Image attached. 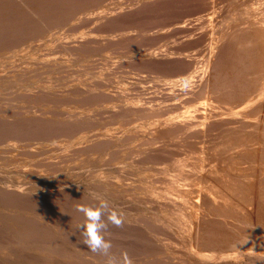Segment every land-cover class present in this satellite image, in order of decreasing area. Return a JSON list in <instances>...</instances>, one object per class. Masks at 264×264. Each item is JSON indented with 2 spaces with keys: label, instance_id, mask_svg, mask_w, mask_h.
<instances>
[{
  "label": "rangeland",
  "instance_id": "rangeland-1",
  "mask_svg": "<svg viewBox=\"0 0 264 264\" xmlns=\"http://www.w3.org/2000/svg\"><path fill=\"white\" fill-rule=\"evenodd\" d=\"M230 1H236V3ZM238 1L0 0V108L8 111L7 114L0 113V118H4V116L7 118L9 113L18 112L16 116L24 119H15L19 120L16 123L19 126L12 128L18 129L17 134L24 138L29 136L26 138L28 140L24 142H27V146L20 143L9 144L6 145L7 147L5 146L4 150H0V156L8 157V161L2 159L0 163V168H2L0 169L1 188L7 184V189H22V191H26L24 196L29 200L30 197H36L33 194L39 195L55 191L53 187L47 188L44 181L53 180L52 182L55 181V183L61 180L66 181L68 182L66 187L73 186L76 187L77 192L82 190L83 193L90 195L92 192L94 195L95 190L98 193L95 188L103 181L105 184L101 185H106V188L110 189L111 187L112 189L114 186L116 189L118 187L116 189L119 191L118 195L116 191H113L112 195L111 193L104 194L106 196L104 199L110 202L113 210L118 213L130 210L133 215L139 216L135 225L123 214L124 221H127L124 224H127V228H129L121 227L122 232L120 228L116 230V227L110 226L106 238L110 239L112 244L117 246L129 244L134 251L139 247L145 248V250L149 248L148 254H151L153 261H157L159 258L162 261L157 264L163 262L165 264L170 258L177 261L176 264H183V262L191 264V261L194 264L197 258L196 253L200 249L195 245L196 233L200 221L203 220L207 212L210 214L209 217L221 219L222 224L225 223L224 226L228 225V229L231 228V233L228 234L230 244L220 248L225 254L230 252L231 254L228 255L231 257L219 261L218 264H264V172H261L264 171V161H262L264 160V109H261L264 107V96L260 105L252 103L248 105L251 107H242L246 108L244 110L247 112L242 108H237V112H235L229 108L232 109L234 103L226 100L218 102L212 94V80H214L212 77L217 71L215 62L220 58L227 45L225 39L228 40L229 37L227 38L228 35L225 34L229 33L230 29L235 30L233 27L236 26L240 14L237 15L236 11H243L241 8L247 5L258 11L263 12L264 10V0ZM230 12H232L231 15ZM262 36H264V31ZM263 38L259 43L257 42L260 46L258 47L260 66L258 65L252 70L255 75L248 74V78H252L251 80L254 81L250 91L256 85L257 91H261L264 87ZM212 41L213 43H211ZM219 44L221 46L223 44V46L221 47ZM252 71L250 74H253ZM49 95L59 97V100L62 101L60 103L65 102L63 105L67 108L47 107L45 100L39 97L44 96L48 100L50 99L47 97ZM258 106L261 107L258 108ZM12 109L15 111L12 112ZM255 109L256 111H254ZM40 114L51 116L53 119L44 120ZM38 116L41 119H33ZM29 117L32 119H27ZM67 119H73V124L67 125L65 123ZM7 120L9 119L0 120V128L4 125L9 126L6 123ZM241 124L243 127H240ZM87 125L90 127L88 128ZM2 133H0L1 142L4 140ZM34 134L42 136L62 134V137L70 136V138L68 143L64 139L51 141L52 137H48L49 140L44 141L46 144L44 142L38 144V138L33 139L32 135ZM226 135H232L235 138L237 135L239 140L242 139L239 143L245 141L246 144L243 143L242 146L235 147V149L229 147L224 149L225 146L223 147L221 138L224 139L223 136L226 137ZM94 142H98L99 145H95ZM114 144H116V148ZM94 148L96 149L93 150ZM24 152L27 154V159L23 161L20 157L24 156ZM234 153L244 156L237 157L236 162L229 168V165L233 163L230 162V157ZM249 154H252V158L248 157ZM253 155L255 156L253 157ZM110 156L113 160L108 159ZM239 167L240 169H238ZM227 168L228 171H226ZM213 169L230 172L229 175H233L230 176L232 180L235 178L233 182H238L237 184H241V186L245 184L250 188L247 189L243 185V192L248 193L244 197L234 194L233 198H235L232 199L236 203V208H241L237 209L241 216L238 217L239 214L236 212V216L235 214L232 217L226 215L228 218L218 214L219 216L217 215L216 218L214 213L217 214V209L215 207L207 209L204 207L205 205H202L204 204L202 194L206 195L205 190L209 183L207 174ZM247 169H249V173ZM165 173L179 174L178 176L173 175L178 179L166 176ZM260 173L263 175H259ZM170 178H174L173 185L170 181L168 182ZM205 178L207 179L205 180ZM258 182H261L263 186ZM167 184L172 185L168 186L170 189L166 188ZM219 184L216 182L217 186H221ZM44 186L45 190H43ZM178 186L179 188H177ZM259 186L263 189H260ZM30 189L34 190L31 192ZM120 190L123 196H121ZM129 191H133V193ZM134 192L137 196L134 195ZM127 193L133 196L130 197ZM249 193L250 195L247 196ZM232 194L233 192L229 196L232 197ZM245 196L246 199H244ZM201 198L202 200H200ZM195 200L198 204L197 207H195L197 205ZM0 207L2 215L7 213L6 209L9 207L6 209L2 208V205ZM10 211L15 212V209L10 208ZM161 216L164 217L160 221L158 217ZM245 216L248 218H244ZM35 217L33 222L41 223L39 221L41 218ZM144 218L149 219V222ZM242 218L243 220L247 219V222H242ZM172 220L175 222H171ZM235 220L237 221L234 222ZM158 221L165 224L162 225L163 228L156 223ZM142 222H145L146 225ZM167 224H173L174 229L169 231L170 225L168 227ZM147 225H153V230L156 229L157 233L162 236L156 238L157 233L155 234L152 230V226L146 227ZM139 227H141L140 230H138ZM12 232V230L0 226V242L3 241L0 247V260L4 251L9 250L8 255L12 256L13 249L19 245L18 242L15 243L16 241L12 240ZM151 234H155V237ZM165 237H169L170 240ZM257 239L260 242L256 241ZM172 241H177V243ZM7 242L9 243L5 244ZM79 246L81 247V245ZM82 247H84L83 244ZM182 250L184 251L181 252ZM137 252L139 251L137 250ZM158 252L163 255L162 259ZM169 252H172V256ZM13 253L15 257L13 255L12 260L8 259V261L14 264H26L29 256H21V253L16 251ZM185 257L189 258L186 260ZM4 261L0 264H5Z\"/></svg>",
  "mask_w": 264,
  "mask_h": 264
},
{
  "label": "bare ground",
  "instance_id": "bare-ground-1",
  "mask_svg": "<svg viewBox=\"0 0 264 264\" xmlns=\"http://www.w3.org/2000/svg\"><path fill=\"white\" fill-rule=\"evenodd\" d=\"M202 1V0H201ZM233 1V0H232ZM238 1V0H237ZM240 1V0H239ZM238 1V2H239ZM245 1V0H244ZM26 2V1H25ZM24 2V3H25ZM50 2V1H49ZM222 2V1H221ZM228 2V1H227ZM231 2V1H230ZM242 2V1H241ZM245 2H248L245 1ZM253 2V1H252ZM209 3V2H208ZM229 3V2H228ZM231 3H236L235 2H231ZM243 3V2H242ZM159 4V3H158ZM190 4V3H189ZM247 4V3H245ZM210 5V4H209ZM222 5V4H221ZM233 5V4H232ZM232 5L231 8H232ZM187 6V5H186ZM185 6V7H186ZM238 6V5H237ZM243 6V5H242ZM241 6V7H242ZM249 6V7H248ZM172 7V6H171ZM183 7V6H182ZM226 7V6H225ZM236 7V5H235ZM199 8V7H198ZM140 9V8H139ZM187 9V8H186ZM225 9V8H224ZM236 9V8H235ZM189 10V8H188ZM192 10V9H190ZM210 10V9H209ZM227 10V9H226ZM241 10L243 11H236L237 12V15L239 14V17H238V21L236 22V26L233 27L235 30L233 29H230L229 30V33L227 32V34L225 35H228L227 38L228 40L225 39V43H227L226 47L224 48L225 50H223V53L221 51V56L218 60H216L215 64H216V72H215V76L212 77L214 78V80H212V94H214L213 96L216 98V100H218V102L220 100H225L226 101H229L231 103H234L232 104V109L231 107L230 110L231 111H236L237 108H242V107H247L248 105H251L252 103L254 104H258L260 105L261 103V100H262V97L264 96V87H262L261 91H257V89H255L257 87L254 86L253 90L250 91L253 86V80H251L250 78H248V74L251 76V75H255L254 72L252 71L256 66L259 65V49L258 47H260L258 45L259 41L261 38H263L264 36H262V33L264 31V10L263 12L260 10H255L252 6L250 5H247L246 7H242ZM216 11V10H215ZM214 11V13H215ZM231 11V9H230ZM198 12V11H197ZM224 12V11H223ZM235 12V10H234ZM232 12H230V15H231ZM133 14V13H132ZM174 14V13H172ZM190 14V13H189ZM193 14V13H192ZM207 14V13H206ZM221 14V13H220ZM228 14V13H227ZM218 15V14H217ZM220 16V15H219ZM233 16V15H232ZM126 17V16H125ZM140 18V17H139ZM190 18H191V15H190ZM230 18V17H229ZM228 18V19H229ZM120 19V18H119ZM124 19V18H123ZM129 20V19H128ZM127 20V21H128ZM215 20V19H213ZM218 20V19H216ZM126 21V20H124ZM146 21V20H145ZM189 21V20H188ZM230 21V20H229ZM235 21V20H234ZM118 22V21H117ZM192 22V21H191ZM195 22V21H194ZM240 22V24H238ZM127 23V22H126ZM159 23V22H158ZM188 23V22H187ZM227 24V23H226ZM238 24V25H237ZM192 25V24H191ZM222 25V24H221ZM109 27V26H108ZM224 27V26H223ZM107 28V27H106ZM113 29V28H112ZM193 29V28H192ZM219 30H221L219 27H218ZM190 30V29H189ZM208 30V29H207ZM183 31V30H182ZM186 31V30H185ZM206 31V29H205ZM213 31L215 32V30L213 29ZM217 32V31H216ZM234 34H233V33ZM195 33V32H194ZM223 33V32H222ZM225 33V32H224ZM232 33V34H231ZM200 34V33H199ZM202 34V33H201ZM231 34V36H230ZM193 35V34H192ZM207 35V34H206ZM212 35V34H211ZM25 36V35H24ZM165 36V35H164ZM163 36V37H164ZM216 36V35H215ZM221 36V35H220ZM213 37V36H212ZM218 37V36H217ZM223 37H224V34H223ZM203 38V37H202ZM264 39V38H263ZM221 41V39H220ZM227 41V42H226ZM249 42V43H248ZM258 42V43H257ZM213 43V41L211 42ZM221 43V42H220ZM250 43H252L251 45H249ZM195 44V43H194ZM199 44V43H198ZM215 44V43H214ZM193 45V44H192ZM220 45V44H219ZM225 45V44H224ZM249 45V46H248ZM262 45V44H261ZM221 46V45H220ZM220 46H216V47H220ZM223 46V44H222ZM221 46V47H222ZM215 47V48H216ZM189 48V47H188ZM212 48V47H211ZM213 48H214V45H213ZM209 49V48H208ZM207 49V50H208ZM217 49V48H216ZM223 49V48H222ZM180 50V49H179ZM214 50V49H213ZM212 50V51H213ZM262 50V48H261ZM211 51V50H210ZM215 51V50H214ZM86 52V51H85ZM218 52H220L218 50ZM212 55V54H211ZM217 55V54H216ZM259 55V56H258ZM185 57V56H183ZM182 57V58H183ZM214 57V56H213ZM218 57V56H216ZM258 59V60H257ZM162 60V59H161ZM158 62V61H157ZM261 62V61H260ZM189 63V62H188ZM130 64V63H129ZM137 64V63H136ZM145 64V63H144ZM175 64V63H174ZM179 64V63H177ZM214 65V64H213ZM175 66V65H174ZM260 66V65H259ZM164 67V66H163ZM181 67V66H180ZM160 69V68H158ZM157 69V70H158ZM172 69V68H171ZM183 69V68H182ZM257 69V68H256ZM165 70V69H164ZM215 70V68H214ZM213 70V71H214ZM186 71V70H185ZM253 72V74H250V72ZM171 72V71H170ZM174 72V71H173ZM212 72V71H211ZM207 73V72H206ZM210 73V72H209ZM257 73V72H256ZM212 74V73H211ZM172 75V74H171ZM249 76V77H250ZM206 77H209V76H206ZM258 77V76H257ZM210 78V77H209ZM207 80V79H206ZM210 80V79H209ZM192 83V82H191ZM209 86V85H208ZM211 86V85H210ZM261 86V85H260ZM191 87V86H190ZM202 87V86H201ZM207 88V87H206ZM250 88V89H249ZM183 89V88H182ZM208 89V88H207ZM211 89V88H209ZM249 89V91H247ZM211 90V91H212ZM142 91V90H141ZM182 91V90H181ZM202 91V89H201ZM257 91V92H256ZM208 92V91H207ZM210 92V91H209ZM142 93V92H141ZM39 94V93H38ZM184 94V93H183ZM85 95V94H84ZM187 95V94H186ZM195 95V94H194ZM189 96V95H188ZM202 96V95H201ZM48 99L44 96H40L39 98L42 99V100H45L46 102V106L47 107H59L61 109H65L67 108L65 105H63L65 102L63 103H60L62 102L61 100H59V97H56V96H53V95H49L47 96ZM186 97V96H185ZM261 97V98H260ZM85 98V97H84ZM264 98V97H263ZM260 100V102H258ZM63 101H66V100H63ZM263 101V100H262ZM4 102V101H3ZM55 102V103H54ZM58 102V103H56ZM68 102V101H67ZM204 102V101H203ZM13 104V102H11ZM67 104V103H66ZM222 104V103H221ZM56 107V108H57ZM248 107H251V106H248ZM253 107V106H252ZM256 107V106H255ZM261 107V106H260ZM258 106V108H260ZM5 108V107H4ZM58 108V109H59ZM7 109V108H6ZM9 109H11L9 107ZM243 110L246 109V108H242ZM249 109V108H247ZM252 109V108H251ZM261 109H264L261 108ZM18 110V109H17ZM21 110V109H20ZM69 110V109H68ZM242 110V111H243ZM15 111L14 109H12V112ZM62 111V110H61ZM245 111V110H244ZM243 111V112H244ZM250 111V110H248ZM256 111V109L254 110ZM260 111V110H258ZM264 111V110H263ZM247 112V111H245ZM244 112V113H245ZM0 113H8L7 110H3L2 108H0ZM18 112L16 113H9L8 114V117L5 118L6 116H4V118H0V120L2 119H9L6 121L7 124H9V126H2L0 128V133H2V139L3 142L0 141V150H4L9 144H21V145H26V143H24L25 141H27L28 139L27 136L26 138L20 136L19 134H17V131H19L18 129L16 128H12V127H16V126H19V125H16V123H18L19 120H15V119H24V118H21V117H18L16 115ZM44 113V112H43ZM234 113V112H233ZM63 114V113H62ZM61 114V115H62ZM22 115V114H21ZM43 114H40V116L42 117V119H53V117H49L48 115L47 116H42ZM64 115V114H63ZM75 115V114H74ZM243 115V114H241ZM248 115V114H247ZM250 115V114H249ZM248 115V116H249ZM263 115V114H262ZM14 116V117H12ZM40 116H38L37 118H33V119H41ZM261 116V115H260ZM195 117V116H194ZM55 118V117H54ZM80 118V117H79ZM187 118V117H186ZM250 118V117H249ZM27 119H32V118H27ZM182 119V118H181ZM189 119V118H188ZM251 119V118H250ZM255 119V118H253ZM257 119V118H256ZM264 119V118H263ZM5 121V120H4ZM196 121V120H195ZM74 120L73 119H67L65 121V123L67 125L69 124H73ZM37 123V122H36ZM83 123V122H82ZM24 124V123H23ZM88 126V125H87ZM116 126V125H115ZM37 127V126H36ZM65 127V126H63ZM77 127V126H75ZM90 126H88L89 128ZM181 127V126H180ZM240 127H243L242 124ZM239 127V128H240ZM20 128V127H19ZM28 128V127H27ZM83 128V127H82ZM81 128V129H82ZM95 128V127H94ZM99 128V127H97ZM96 128V129H97ZM233 128V127H232ZM57 129V128H56ZM66 129V128H65ZM86 129V128H85ZM84 129V130H85ZM91 129V128H90ZM243 129V128H242ZM264 129V128H263ZM23 130V129H22ZM39 130V129H38ZM83 130V129H82ZM88 130V129H87ZM21 131V130H20ZM73 131V130H72ZM76 131V130H75ZM78 131V130H77ZM235 131V130H234ZM38 132V131H37ZM84 132V131H82ZM86 132V131H85ZM200 132V131H199ZM236 132V131H235ZM25 133V132H24ZM87 133V132H86ZM63 134V133H62ZM61 134V135H62ZM125 134V133H124ZM123 134V135H124ZM232 134V133H231ZM61 135H56L54 136V134H50V135H39V134H34L32 135L33 136V139L34 138H38L37 140V143L38 144H43L42 142L44 141H48L49 138L48 137H52L50 140L51 141H58V140H61V139H64L65 141H67L69 143V137H62ZM98 135V134H97ZM234 135V133H233ZM263 135V134H262ZM101 136V135H100ZM243 136V135H242ZM252 136V135H251ZM1 137V136H0ZM59 137H62V138H59ZM96 137V136H95ZM122 137V136H121ZM29 138V136H28ZM31 138V137H30ZM98 138V137H97ZM97 138H96V141H97ZM100 138V137H99ZM218 138V137H217ZM220 138V137H219ZM224 139L221 138V141H222V144H223V147L225 146L224 149L226 148H231V149H235V147L239 148L240 146L243 145V143H245V141L243 143H239V141H241L242 139L239 140V138L237 137L236 135V138L232 135L231 136H228L226 135L223 136ZM244 138V137H243ZM250 138V137H249ZM6 139V141H5ZM79 139V138H77ZM108 139V138H107ZM121 139V138H120ZM128 139V138H127ZM31 140V139H30ZM248 140V139H247ZM252 140V139H251ZM74 141V140H73ZM36 142V141H34ZM77 142V140H76ZM121 142V141H119ZM248 142H251V141H248ZM33 143V142H31ZM30 143V144H31ZM45 143V142H44ZM72 143V142H70ZM92 143V142H91ZM96 143V144H95ZM98 142H94L95 145H99L97 144ZM46 144V143H45ZM87 144V143H86ZM123 144V143H122ZM205 144V143H204ZM246 144V143H245ZM7 145V146H6ZM12 145V146H13ZM104 145V144H103ZM116 144H114V147H115ZM146 145V144H145ZM148 145V143H147ZM218 145V144H217ZM216 145V146H217ZM6 146V147H5ZM27 146V145H26ZM40 146V145H39ZM87 146V145H86ZM113 146V145H112ZM118 146V145H117ZM30 147V146H29ZM85 147V146H84ZM98 147V146H97ZM113 147V148H114ZM120 147V146H118ZM122 147V146H121ZM120 147V148H121ZM151 147V146H150ZM222 147V146H221ZM88 148V147H87ZM116 148V147H115ZM123 148V147H122ZM96 148H94L93 150H95ZM98 149V148H97ZM126 149V148H125ZM231 149H228L231 151ZM28 150V149H26ZM32 150V149H31ZM107 150V149H106ZM109 150V149H108ZM150 150V149H149ZM223 150V148H222ZM122 151V150H121ZM127 151V150H126ZM147 152V149L145 150ZM239 151V150H238ZM245 151V150H244ZM1 152V151H0ZM23 152V151H22ZM26 152V151H25ZM24 152V156L21 155L22 157H20L23 161L25 159H27L26 155ZM120 152V151H119ZM28 153V152H27ZM32 153V152H30ZM233 153V152H232ZM231 153V154H232ZM241 153V152H240ZM33 154H35L33 152ZM95 154V153H94ZM107 154V152H106ZM106 154H105V157H106ZM242 154V153H241ZM245 154V153H244ZM248 154V152H247ZM29 155V153H28ZM32 155V154H31ZM252 154H249L248 157H251ZM13 156V155H12ZM30 156V155H29ZM97 156V155H96ZM103 156V155H102ZM153 156V155H152ZM241 156H244V155H241ZM241 156L239 155V153L237 154H233L230 158H231V161L230 162H233L231 163V165H229V168L230 166L232 167L233 164L236 162L237 160V157H240ZM255 155H253L254 157ZM11 157V156H10ZM92 157V156H91ZM118 157V156H117ZM133 157V156H132ZM196 157V156H195ZM247 157V155H246ZM247 157V159H249ZM103 158V157H102ZM151 158V157H150ZM189 158V157H188ZM228 158V159H230ZM236 158V159H235ZM2 159H5L6 161H8V157L5 155V157L3 156H0V163L2 162L1 160ZM78 159V158H77ZM109 160L113 158H111V156L108 158ZM107 159V160H108ZM195 159V158H194ZM193 159V160H194ZM218 159V158H217ZM235 159V160H234ZM246 159V160H247ZM255 159V158H254ZM251 160V159H250ZM262 160V159H261ZM14 161V160H13ZM79 161V160H78ZM96 161V160H95ZM99 161V160H98ZM103 161V160H102ZM105 161V160H104ZM190 161V160H189ZM239 161V160H238ZM264 161V160H262ZM31 162V161H30ZM74 162H76V160H74ZM101 162V160H100ZM244 162V161H243ZM14 163V162H13ZM29 163V162H28ZM90 163V162H89ZM93 163V161H92ZM107 163V162H106ZM88 164V163H87ZM86 164V165H87ZM100 164V163H99ZM117 164V163H116ZM249 164V163H247ZM246 164V165H247ZM1 165V164H0ZM14 165V164H13ZM102 165V164H101ZM100 165V166H101ZM104 165V164H103ZM238 165V163H237ZM26 166V165H25ZM99 166V167H100ZM200 166V165H199ZM212 166V165H211ZM2 167V166H1ZM9 167V166H8ZM23 167V166H22ZM38 167V166H37ZM36 167V168H37ZM83 167V165H82ZM207 167V166H206ZM20 168V167H19ZM18 168V169H19ZM31 168V167H30ZM35 168V167H33ZM79 168V167H78ZM88 168V167H86ZM184 168V167H183ZM187 168V167H186ZM201 168V167H200ZM235 168V167H234ZM2 169V168H0ZM16 169V168H15ZM42 169V168H41ZM80 169V168H79ZM236 169V168H235ZM240 169V167L238 168ZM20 170V169H19ZM98 170V169H97ZM108 170V169H107ZM130 170V169H129ZM173 170V169H172ZM208 170V169H207ZM219 170V169H218ZM218 170H212V171H208L209 174H207V177H209V183H208V188L206 187V190H205V194H202L203 195V203L202 204L205 208H214L217 209V214L216 212L214 213L215 217L217 218L219 215L218 214H221V215H230L232 217V215H234L236 212L238 213V210L241 209V208H236L237 206H235V202L233 201L234 198L233 196H235L234 194H236V196L240 195V196H243L246 195L247 193L243 192V184L241 186V184H237L238 182H233V180H235V178L232 180V178L230 176H233V175H229L228 172H221V171H218ZM231 170V169H230ZM243 170V169H242ZM249 169H247L248 171ZM264 170V169H263ZM33 171V170H31ZM75 171V170H74ZM137 171V170H136ZM225 171V169H224ZM228 171V168L227 170ZM251 171V170H250ZM104 172H107V171H104ZM197 172V171H196ZM244 172V171H243ZM261 172H264V171H261ZM15 173V172H14ZM19 173V172H18ZM33 173V172H32ZM42 173V172H41ZM103 173V172H102ZM178 173V172H177ZM233 173V172H232ZM236 173V172H235ZM247 173V172H245ZM249 173V171H248ZM16 174V173H15ZM30 174V173H29ZM34 174V173H33ZM43 174V173H42ZM52 174V173H51ZM56 174V173H54ZM58 174V173H57ZM99 174V173H98ZM115 174V173H114ZM129 174V173H128ZM166 174V173H165ZM176 174V173H175ZM173 174V175H175ZM239 174V173H238ZM262 173H260L259 175H261ZM45 175V174H44ZM101 175V174H100ZM123 175V174H122ZM137 175V174H136ZM153 175V174H152ZM169 174H166V176H168ZM173 175H169L170 176H173ZM179 175V174H178ZM176 174V176H178ZM180 175H184V174H180ZM205 175V174H204ZM246 175V174H245ZM253 175V174H252ZM251 175V176H252ZM258 175V176H259ZM263 175V174H262ZM37 176V175H36ZM49 176V175H48ZM55 177V175H53ZM93 176V175H92ZM127 176V175H126ZM35 177V176H34ZM52 177V175L50 176V178ZM67 177V176H66ZM65 177V178H66ZM118 177V176H117ZM124 177V176H123ZM139 177V176H138ZM163 177V175H162ZM174 178H176V180L178 179L177 177L173 176ZM238 177V176H237ZM260 177V176H259ZM263 178V176H261ZM18 178V177H17ZM20 178V177H19ZM43 178V177H42ZM45 178V177H44ZM59 178V177H58ZM87 178V177H86ZM172 178V177H171ZM168 180V182L170 181L172 183H174V178ZM187 178V176H186ZM184 178V179H186ZM204 179V177H201ZM242 178V177H241ZM244 178V177H243ZM261 178V179H262ZM39 179H41V177H39ZM52 179V178H51ZM57 179V178H56ZM61 179H64L61 177ZM115 179V178H114ZM113 179V180H114ZM125 179V178H124ZM181 179V178H180ZM183 179V178H182ZM183 179V180H184ZM207 178H205L206 180ZM249 179V178H248ZM252 179V177H251ZM256 179V178H255ZM260 179V178H259ZM48 180V178H47ZM119 180V179H118ZM126 180V179H125ZM187 180V179H186ZM253 180V179H252ZM44 181V180H43ZM53 181V180H52ZM52 181H44L46 183L45 186H47V188H54L55 191H53L52 193H42V194H33L35 195L36 197H30V199L28 200L27 197L24 196V191L21 190H17L14 188L13 189H7L6 188V185L5 184V187L1 188L0 186V199H1V202H0V205H2L7 213L5 214H1L0 213V226L1 227H6L8 228L9 230H12L13 232V241L15 243H19V245H17V250L16 249H13L14 251L13 252H20L21 253V256H29L28 261L26 262V264H105V257L101 256V255H97V254H94L92 252H90L87 248L85 247H82V237L80 235V232L78 230V225L83 223L84 222V217L81 213L77 212L76 211V208L78 205H93V204H96L98 201H97V197L99 198H103L106 197L105 195H108V193L112 195V192L113 191H116V194L117 191L116 189H114V186H112V189L110 187L109 188H106V185L105 186H102L101 184H105V182L103 183V181L97 185V187L95 189L98 190V194L97 192L94 191V195H93V192L92 194L90 195L89 193H83L82 190L77 192L76 190V187L74 188L73 186H65V185H68L66 181H60V182H52ZM92 181V180H91ZM182 181V180H181ZM181 181H178L180 183H182ZM260 181V180H259ZM43 182V183H44ZM127 182V181H126ZM177 182V181H176ZM207 182V181H206ZM216 182H219L221 184V186H217L216 185ZM2 183V182H1ZM12 183V182H11ZM130 183V182H129ZM172 183V185H173ZM258 183H261V182H258ZM264 183V182H263ZM62 184V185H61ZM89 184V183H88ZM137 184V183H136ZM139 184V183H138ZM177 184V183H176ZM176 184H174L176 186ZM183 184V183H182ZM218 184V183H217ZM219 184V185H220ZM247 184V183H246ZM262 184V183H261ZM3 185V183L1 184ZM10 186V184H8ZM38 185V184H37ZM116 185V184H115ZM130 185V184H128ZM143 185V184H142ZM171 184L168 185L167 184V187L168 186H172ZM178 185V184H177ZM260 185V184H259ZM16 186V185H15ZM18 186V185H17ZM23 186V185H22ZM25 186V185H24ZM23 186V187H24ZM45 186H44V189L45 190ZM64 186V187H62ZM76 186V185H75ZM102 186V187H100ZM110 186V185H108ZM139 186H141L139 184ZM145 186V185H144ZM166 186V185H165ZM261 186V185H260ZM259 188L261 189L262 187ZM263 186V184H262ZM11 187V186H10ZM14 187V186H12ZM30 187V186H29ZM28 187V189H29ZM37 187V186H36ZM126 188H128L127 186H125ZM210 187V188H209ZM246 187V185H245ZM9 188V187H8ZM27 188V187H26ZM166 188H164L166 190ZM174 188V187H173ZM179 188V186L177 187ZM247 189H250L248 188V186L246 187ZM264 188V186H263ZM262 188V189H263ZM4 189H7V190H4ZM27 189V190H28ZM38 189V188H37ZM53 189V190H54ZM114 189V190H113ZM120 189V187H119ZM118 189V190H119ZM130 188H128L129 190ZM170 189V187L168 188ZM175 189V188H174ZM256 189V188H255ZM25 190V188H24ZM34 190V189H33ZM33 190L30 189V191L32 192ZM36 190V189H35ZM86 190V189H85ZM122 190V189H121ZM120 190V193L122 194V191ZM131 190V189H130ZM264 190V189H263ZM38 191V190H36ZM47 191V190H46ZM124 191V190H123ZM246 191V190H244ZM42 192V191H41ZM48 192V191H47ZM129 192H132L133 191H129ZM136 192V191H135ZM135 192H134V195H135ZM201 192V191H200ZM228 192H233L232 194V197L229 196V193ZM29 193V192H28ZM98 195H97V194ZM115 193V192H114ZM113 193V194H114ZM148 193V192H147ZM183 193V192H182ZM196 193V192H194ZM105 194V195H104ZM114 194V195H116ZM119 194V193H118ZM117 194V195H118ZM126 193H124V196ZM129 194L128 196H130V193H127ZM201 194V193H200ZM29 195V194H28ZM31 195V194H30ZM104 195V196H103ZM113 195V196H114ZM250 193L247 195L249 196ZM27 196V195H26ZM120 196V195H119ZM123 196V194L121 195ZM120 196V198H121ZM133 196V195H132ZM130 196V197H132ZM137 196V195H135ZM181 196V195H180ZM198 196V195H197ZM258 196V195H257ZM129 197V198H130ZM183 197V196H181ZM32 198V200H31ZM238 198V197H237ZM249 198V197H248ZM109 199V198H108ZM115 199V197H114ZM118 199V197H117ZM166 199V198H165ZM184 199V197H183ZM233 199V200H232ZM240 199V197H239ZM238 199V200H239ZM243 198L241 197V200ZM246 199V196L245 198ZM251 199V198H250ZM249 199V201H250ZM135 200V199H134ZM198 200V198H197ZM202 200V198L200 199ZM248 200V199H247ZM247 200H244V202ZM259 200V199H258ZM190 201V200H189ZM202 202V201H201ZM237 202V200H236ZM240 202V200H239ZM238 202V203H239ZM263 202V201H262ZM137 203V201H136ZM180 203V202H179ZM195 203L197 204L196 200H195ZM242 203V202H241ZM190 204V203H189ZM195 204V205H196ZM201 205V204H200ZM241 206V204H239ZM242 205H244V203H242ZM152 206V205H151ZM170 206V205H169ZM182 206V204H181ZM184 206V205H183ZM194 206V205H193ZM198 204L195 206L197 207ZM248 206V205H247ZM168 207V206H167ZM203 207V208H204ZM1 208V207H0ZM10 208L13 210L15 209V212H11L10 211ZM127 208V207H126ZM126 208H124L126 210ZM133 208V207H132ZM155 208V207H154ZM165 208V207H164ZM117 209V208H116ZM139 209V208H138ZM160 209V208H159ZM214 209V210H215ZM238 209V210H237ZM118 210V209H117ZM158 210V209H157ZM186 210V209H185ZM205 210V209H204ZM243 210V209H242ZM5 211V212H6ZM120 211V210H119ZM123 211V210H122ZM162 211V210H161ZM164 212L166 211L165 209L163 210ZM243 212H245V210H243ZM141 213V212H140ZM169 213V212H167ZM172 213V212H170ZM205 213V212H204ZM236 213V214H237ZM242 213V212H240ZM259 213V212H258ZM11 214V215H9ZM15 214V215H13ZM17 214V215H16ZM122 214H125L124 216L127 217L128 220L132 221L133 223H135L136 225V221L139 220V216L137 217L135 214L133 215V213L130 212V210H126V212L122 213ZM235 214V216H236ZM239 214V213H238ZM260 214V213H259ZM171 215V214H170ZM201 215V213H200ZM210 214H208L206 212V215L204 216L203 220L200 221V226H199V229L196 233V242H195V245L197 248H200L198 250V252L196 253L197 255V258H196V262L194 264H218L219 261L221 260H224V259H227L231 256H229L228 254H231L230 252L228 254H225L221 249L224 248V246L226 245H229L230 244V240H228V234L231 233L230 229H228V225H225L222 224V221L221 219H212L211 216L209 217ZM213 215V214H212ZM218 215V216H217ZM220 215V217H221ZM245 215V213H244ZM35 216H38L39 218H41L39 221H41V223L39 222H33V218ZM143 216V215H142ZM223 216V217H225ZM241 216L240 214L238 215V217ZM33 217V218H32ZM144 217V216H143ZM148 217V216H147ZM164 217V216H161V217H158L160 218V221H161V218ZM219 217V218H220ZM228 217V216H226ZM247 216H245L244 218H246ZM36 218V217H35ZM149 218V217H148ZM153 218V217H152ZM222 218V217H221ZM229 218V217H228ZM234 219H236L235 217H233ZM248 218V217H247ZM32 219V220H31ZM145 220H147L146 218H144ZM169 219V218H168ZM225 219V218H223ZM227 219V218H226ZM250 219V218H249ZM43 220V221H42ZM143 220V219H142ZM143 220V221H145ZM149 220V219H148ZM147 220V221H148ZM241 220V218H240ZM126 221V220H125ZM146 221V222H147ZM199 221V220H198ZM232 221V219H231ZM237 220H235L234 222H236ZM239 221V220H238ZM243 221H246L247 222V219L246 220H243L242 218V222ZM127 222V221H126ZM149 222V221H148ZM147 222V223H148ZM173 222V220L171 221ZM175 222V221H174ZM173 222V223H174ZM241 222V221H240ZM143 223V222H142ZM155 223V221H154ZM153 223V225H154ZM159 224V226L162 227V225L164 226L165 224L164 223H160L159 221L156 222ZM198 223V222H197ZM227 223V222H226ZM245 223V222H244ZM140 224V223H139ZM145 224V222L143 223ZM151 224V223H150ZM142 225V224H141ZM146 225V224H145ZM144 225V226H145ZM153 225H147L146 227H151L152 226V230L154 229L153 228ZM170 225V227H169ZM167 224V226L170 228L169 231H172L171 229H174V226L173 224ZM233 225V224H231ZM127 224L123 226V228L125 229H128L127 228ZM143 226V229L145 228ZM155 226H158L157 224H155ZM166 226L167 230H168V227ZM173 226V227H171ZM160 227V228H161ZM176 227V226H175ZM220 227V228H219ZM232 227V226H231ZM136 228V227H135ZM163 228V227H162ZM198 228V227H197ZM110 229V228H109ZM141 227L138 228V230H140ZM142 229V230H143ZM147 229H150V228H147ZM192 229V227H191ZM4 230V229H3ZM7 230V229H6ZM117 230V228H116ZM123 230L120 228V231ZM136 230V229H135ZM151 230V229H150ZM154 231V230H153ZM174 231V230H173ZM234 231V230H233ZM4 232V231H3ZM122 232V231H121ZM149 232V231H147ZM155 234L157 233L156 229H155ZM160 232V231H159ZM176 232V231H175ZM188 232V231H187ZM113 233V232H111ZM118 233V232H117ZM129 233V232H128ZM150 233V232H149ZM170 233V232H169ZM173 233V232H172ZM191 233V232H190ZM123 234V233H122ZM147 234V233H146ZM154 234V235H155ZM158 234V233H157ZM156 234V238H158V236H162L161 234L157 235ZM171 234V233H170ZM195 234V233H194ZM115 235V234H114ZM153 235V234H151ZM153 235V236H154ZM164 235V234H163ZM191 235V234H190ZM74 236V237H73ZM76 236V237H75ZM140 236V235H139ZM174 236V234H173ZM143 237V236H142ZM147 238V235L145 236ZM155 237V236H154ZM190 237V236H189ZM260 237V236H259ZM150 238V237H149ZM163 238V237H162ZM166 238V237H165ZM169 239V237H167ZM166 238V239H167ZM178 238V237H177ZM230 238V237H229ZM255 238V237H254ZM144 239V238H143ZM161 239V237H160ZM165 239V240H166ZM167 239V240H168ZM190 239V238H189ZM192 239V238H191ZM73 240V241H72ZM156 240V239H155ZM170 240V239H169ZM255 240V239H254ZM253 242H256L258 241V239L256 241ZM132 241V240H131ZM240 241V240H239ZM3 242V241H2ZM0 242V247H1V243ZM6 242V241H5ZM52 242V243H51ZM117 242V241H116ZM126 242V241H125ZM140 242V241H139ZM172 242H175V241H172ZM185 242V241H184ZM194 242V241H193ZM260 242V240L258 241ZM9 242L5 243V244H8ZM124 243V242H123ZM170 243V242H169ZM177 243V241L175 242ZM174 243V244H175ZM234 243V242H232ZM242 243V241H241ZM49 244V245H48ZM138 244V242H137ZM140 244V243H139ZM144 244V243H143ZM168 243H166L167 245ZM182 244V243H181ZM192 244V243H191ZM260 244V243H259ZM4 245V244H3ZM14 245V243H13ZM12 245V246H13ZM26 245V247H24ZM81 245V247L79 246ZM113 245V248H112V252L113 254L118 258L120 259L121 261V264H123V254H127V257L132 261V264H157V262L161 261L160 258L157 260V261H153V258L148 254L150 252L149 248L145 250V248H140L139 246V249H137L139 252H137L136 248H135V251L133 250V248L130 247L129 244H126L125 246L122 245V246H117L115 244H112ZM135 245V243H134ZM141 245V244H140ZM162 245V244H161ZM173 245V243H172ZM179 245V244H177ZM142 246V245H141ZM164 246V245H163ZM168 246V245H167ZM10 248V244L8 246ZM165 247V246H164ZM171 247V246H170ZM193 248V244L191 246ZM12 248V247H11ZM188 248V247H187ZM221 248V249H220ZM226 248V247H225ZM163 249V248H162ZM165 249V248H164ZM169 249V248H168ZM195 249V247H194ZM173 250V249H172ZM227 250V249H226ZM2 251V250H1ZM8 251L9 250H6L4 251L5 253L2 254V259L0 260V263L4 261L5 264H14V263H11L9 260H12V256L14 255V253L12 252V256H9L8 255ZM164 251V250H163ZM184 250H182L181 252H183ZM193 251V250H192ZM195 251V250H194ZM157 252V251H156ZM178 252V251H177ZM196 252V251H195ZM216 252V253H215ZM246 252V251H245ZM1 253V252H0ZM120 253V254H118ZM138 253V255H137ZM159 253V252H158ZM157 253V254H158ZM172 253V252H171ZM171 253L169 252V254L171 255ZM179 253V252H178ZM190 253V252H189ZM188 253V254H189ZM16 254V253H15ZM18 254V253H17ZM153 254V252H152ZM177 254V253H176ZM175 254V256H176ZM179 254H182V253H179ZM181 257V255H179ZM183 255V254H182ZM18 256V255H17ZM159 256L163 257V255L159 253ZM169 256V255H168ZM172 256V255H171ZM174 256V255H173ZM177 256V257H178ZM185 256V255H184ZM182 256V257H184ZM187 256V255H186ZM233 256V255H232ZM243 256V255H242ZM246 256V255H244ZM15 257V255H14ZM175 257V258H177ZM191 257V255H190ZM238 257V256H236ZM262 257V256H261ZM17 258V257H16ZM152 258V259H151ZM186 258H189V257H185ZM193 258V257H191ZM235 258V257H234ZM156 259V258H155ZM154 259V260H155ZM195 259V258H194ZM236 259V258H235ZM260 259V258H259ZM153 263H151L152 261ZM187 260V259H186ZM16 261V260H15ZM191 261V259H190ZM162 262V261H161ZM177 261L175 260H172L170 258V260L168 259L167 262H165V264H176ZM188 262V261H187ZM182 263V262H181ZM191 264L193 263L192 261L190 262ZM20 264V263H19ZM164 264V262L162 263ZM184 264V262H183ZM257 264V263H256Z\"/></svg>",
  "mask_w": 264,
  "mask_h": 264
},
{
  "label": "clouds",
  "instance_id": "clouds-1",
  "mask_svg": "<svg viewBox=\"0 0 264 264\" xmlns=\"http://www.w3.org/2000/svg\"><path fill=\"white\" fill-rule=\"evenodd\" d=\"M93 205H78L76 211L84 217V222L78 225L82 237V244L90 252L105 257V264H121L112 252V242L106 238L110 226L121 228L124 225L122 213L111 208L110 202L97 197ZM123 264H132V261L123 254Z\"/></svg>",
  "mask_w": 264,
  "mask_h": 264
}]
</instances>
